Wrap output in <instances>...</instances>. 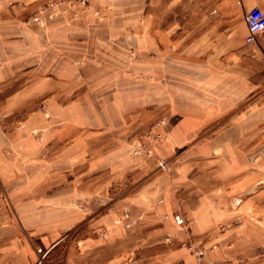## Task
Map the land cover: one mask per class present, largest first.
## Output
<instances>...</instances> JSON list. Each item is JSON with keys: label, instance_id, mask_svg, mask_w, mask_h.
<instances>
[{"label": "crops", "instance_id": "crops-1", "mask_svg": "<svg viewBox=\"0 0 264 264\" xmlns=\"http://www.w3.org/2000/svg\"><path fill=\"white\" fill-rule=\"evenodd\" d=\"M88 1L89 11L75 20L47 21L61 60L48 50L39 72L32 62L22 71L21 20L0 16V84L10 87L0 107L9 108L7 116L38 97L49 107L77 90L73 103L111 107L101 113L106 121L133 120L135 109L141 122L162 112L167 135L155 152L173 160L171 174L155 172L151 159L121 154L109 168L119 182L120 174L131 180L118 209L77 234L70 231L85 223L79 212L39 235L25 226L0 238V264H36L37 246L62 249L41 264H264V32L246 43L244 20L250 8L264 11V0ZM178 205L186 232L172 220L158 223ZM121 207L143 213L145 225L117 224ZM167 235L174 240L165 242ZM197 238L201 257L180 243Z\"/></svg>", "mask_w": 264, "mask_h": 264}, {"label": "rangeland", "instance_id": "rangeland-1", "mask_svg": "<svg viewBox=\"0 0 264 264\" xmlns=\"http://www.w3.org/2000/svg\"><path fill=\"white\" fill-rule=\"evenodd\" d=\"M77 1L0 0V16H3V13L7 16L11 13V16L18 17L22 22V54L19 58L22 71L28 73L32 62L39 68V72L47 60V51L51 49L54 54L53 61L56 63L61 60L60 54L56 55L58 41L52 43L47 39L49 30L46 23L54 18L75 20L86 14L89 11L88 7L78 6ZM193 2L199 4L207 0ZM188 4L189 2L185 6L187 11ZM2 5H5V9ZM86 5H91L88 0ZM36 17L38 19H35ZM55 35L56 39L57 34ZM71 64L77 66L72 61ZM40 75L38 73V76ZM15 84L17 85L16 82ZM9 90V86L6 88L0 84V102ZM40 91L42 89L37 90V93ZM85 92L86 95L92 96L96 91ZM77 93V90L72 91L65 98L55 100L57 102L49 107L44 98L38 97L13 108L7 116L5 115L9 108L0 107V238L24 232V227L30 225L35 227L38 235L47 232L53 225L64 221L67 212L70 215L77 212L85 215V223L82 220L75 224L70 233L77 234L78 230L87 231L89 227L93 229L95 227L93 218L118 209L117 200L130 187L127 181L131 175L120 174L119 177L122 179L119 182L115 178L116 173L111 172L109 168L112 163L115 169L118 160L122 158L121 154L126 152H131L136 157L142 156L143 162L153 160L157 173L171 174L173 160L170 161L155 152L167 135L165 133L167 129L162 122V112L141 122L139 114L142 109L139 111L135 109L133 120L106 121L101 119L103 117L101 113L109 114L111 107L77 105L72 101ZM158 131L163 132L164 136L161 141L155 142L152 140V134ZM143 145L150 147L153 154L148 155ZM111 148L114 149L112 152ZM116 149H119V153ZM158 159L165 160L167 164L165 170L158 167ZM81 178H85L84 187H77L76 182ZM111 178L113 180L109 181ZM175 212L183 215L185 226L175 223L173 220ZM121 213V216L128 213L132 218H138L143 214H130L126 207H121ZM144 219L138 220L130 228L145 225ZM170 220L175 227L185 232L189 229V222L179 205L171 212L162 213L158 223ZM117 221V224L124 226L123 219L119 221L120 223ZM169 237L171 241L174 240L173 236ZM189 242L205 253L200 238ZM38 249L48 250L44 259H58L62 254L61 248L52 253L49 249L37 246L35 248L37 259Z\"/></svg>", "mask_w": 264, "mask_h": 264}, {"label": "built area", "instance_id": "built-area-1", "mask_svg": "<svg viewBox=\"0 0 264 264\" xmlns=\"http://www.w3.org/2000/svg\"><path fill=\"white\" fill-rule=\"evenodd\" d=\"M77 3L79 4L78 6L80 7L83 8L88 7V5H86V0H78ZM35 19L38 18L36 17ZM244 20L247 26V34L245 37V41L248 44L253 43L256 37L264 32V11L258 7L250 8L245 12ZM158 126H160V124ZM163 136H164L163 132H159V131L155 132L154 134H152V140L155 142L161 141L163 139ZM143 149L144 151L147 152L148 155L153 154V151L150 147L143 145ZM157 164L158 167L162 170H165L167 168V164L163 159H158ZM142 217L143 215L141 214L138 218H132L131 216H129L128 213H124L123 214V218H124L123 220L125 221L124 227L128 228L132 226L133 224L137 223L138 220L142 219ZM173 220L175 221L176 224L180 226L186 225L185 223L186 221L180 212H175L173 214ZM165 242H171V238L167 236L165 238ZM181 244L190 252H192L196 257H201L203 255V252L200 249H196L193 243L182 242ZM38 252L39 254L36 264H41L48 250L38 249Z\"/></svg>", "mask_w": 264, "mask_h": 264}]
</instances>
